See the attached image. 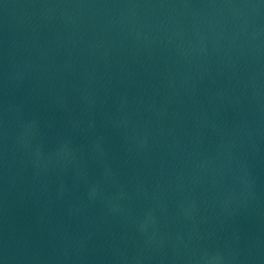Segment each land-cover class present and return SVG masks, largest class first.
<instances>
[{"label": "water", "instance_id": "obj_1", "mask_svg": "<svg viewBox=\"0 0 264 264\" xmlns=\"http://www.w3.org/2000/svg\"><path fill=\"white\" fill-rule=\"evenodd\" d=\"M0 264H264V0H0Z\"/></svg>", "mask_w": 264, "mask_h": 264}]
</instances>
